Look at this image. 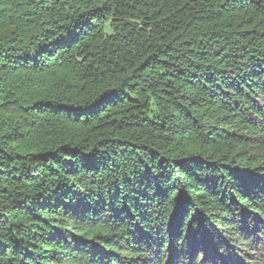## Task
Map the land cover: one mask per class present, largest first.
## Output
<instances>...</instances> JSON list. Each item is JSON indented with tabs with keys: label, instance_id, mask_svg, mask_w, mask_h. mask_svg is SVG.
I'll use <instances>...</instances> for the list:
<instances>
[{
	"label": "trees",
	"instance_id": "1",
	"mask_svg": "<svg viewBox=\"0 0 264 264\" xmlns=\"http://www.w3.org/2000/svg\"><path fill=\"white\" fill-rule=\"evenodd\" d=\"M0 264H264V0H0Z\"/></svg>",
	"mask_w": 264,
	"mask_h": 264
}]
</instances>
